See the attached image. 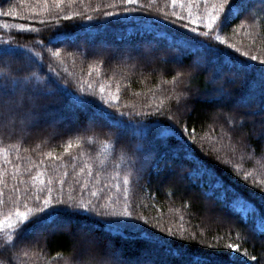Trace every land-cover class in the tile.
Segmentation results:
<instances>
[{
	"label": "trees",
	"instance_id": "16d2710c",
	"mask_svg": "<svg viewBox=\"0 0 264 264\" xmlns=\"http://www.w3.org/2000/svg\"><path fill=\"white\" fill-rule=\"evenodd\" d=\"M232 3L221 44L171 0H0V73L17 81L0 76V219L48 187L64 202L0 260L264 264V0Z\"/></svg>",
	"mask_w": 264,
	"mask_h": 264
},
{
	"label": "snow or ice",
	"instance_id": "6c2138e0",
	"mask_svg": "<svg viewBox=\"0 0 264 264\" xmlns=\"http://www.w3.org/2000/svg\"><path fill=\"white\" fill-rule=\"evenodd\" d=\"M44 2L47 4L48 0H44ZM62 2L63 0H53V3L56 5V7H59ZM70 2H72V0H70ZM124 3L134 4L136 3V0H124ZM201 3L204 6V10H205L204 14H199L198 12L194 13L193 8L196 7L198 9ZM171 4L174 7L176 5H179L182 9L186 7L188 17L189 19H191L192 23L202 24L203 27L207 29V31H203L199 33L200 35L208 36L210 32L216 31L217 34L215 36V40H217L221 44L225 43V41L220 36L219 31L217 30H222L225 24L230 23L233 15L236 13L237 9L233 6L232 0H187L186 5H185V0H171ZM125 11H127L126 8H125ZM0 14L8 15L10 13H0ZM106 14L112 15V13H106ZM165 15L167 14L165 13ZM172 15L177 16L179 14L173 11ZM89 19H91V17H89ZM19 27L22 29L26 28L25 25H20ZM184 27L187 28L188 25L185 24ZM191 31L193 33H197L198 29L196 27H192ZM0 43H3L4 45H9L11 42L9 40L0 39ZM228 47H234V46L228 45ZM4 51L8 52L10 51V49L5 48ZM236 51H239V49H236ZM218 53H219V49H217L215 53H211V54L217 55ZM36 55H39V54H36ZM53 55H58V52L53 53ZM244 55H247V53H244ZM250 59L252 61H256L257 57L253 55L250 57ZM259 63L264 64V60H260ZM246 70H247L246 68L237 69L238 72H243ZM0 76H5L7 78H10L14 85L17 83L15 78L11 77L10 74L0 73ZM103 91L104 90L101 89V92ZM113 100H116V97H113ZM113 126L115 127L117 125H113ZM187 131H188L187 128H185V132ZM169 132L174 133L175 129L166 127L165 129L158 130L157 135L162 139H166L168 137ZM68 147L70 148L71 144H69ZM5 153H6V149L0 148V156H3ZM49 155H51V153H49ZM32 179H33L34 184L37 181L41 185L44 184V180L41 178V174L39 173ZM245 179H247V174L245 175ZM50 183L51 181H49V184ZM128 183H129V180H128V177L126 176L124 179V184L128 185ZM39 190L43 191L44 189L41 188ZM47 191H48V196L43 199L42 204H40V206L37 207L35 210L29 208L26 212H21L19 208H17L15 217H13L11 213H9L3 219H0V232H3L5 236L7 237V241L3 244L2 247H0V254H2V252L4 250H7L9 247L15 248L16 241L13 239V237L19 235L23 231V229L32 222L33 219L37 221L41 220L42 219L41 214L46 213V212L48 213V215H52L57 205L64 204L62 200H56V201L53 200L51 196V193H52L51 187H48ZM125 191H127V189H125ZM2 195L3 193L2 191H0V197H2ZM91 195L95 197L97 193L93 192ZM69 199H71V197ZM237 202L239 203V198H237ZM3 203H4L3 199H0V205H2ZM240 206L243 211L245 212L249 211L246 204L241 203ZM67 207H69L71 210L70 205H68ZM79 208L83 210H89V205L82 202L79 205ZM50 209H52L53 211H49ZM106 214L107 213H105V215ZM0 215H2V213H0ZM111 215L119 216L126 220H130L132 218V213L129 212L127 209H125V211H123L122 213L113 212L111 213ZM117 226L119 227L121 225L117 224ZM122 226L126 228H132V229H135L137 227L135 224H125ZM229 247L231 248L233 254L239 250L237 245H230ZM112 255H115V253H112ZM252 259L255 260L256 257H252ZM12 261H13L12 256H9L6 258V260H0V264H12ZM196 264H201V262L197 261Z\"/></svg>",
	"mask_w": 264,
	"mask_h": 264
},
{
	"label": "rangeland",
	"instance_id": "374dc122",
	"mask_svg": "<svg viewBox=\"0 0 264 264\" xmlns=\"http://www.w3.org/2000/svg\"><path fill=\"white\" fill-rule=\"evenodd\" d=\"M196 95H197V94H196ZM219 117H220V118H222V119H226L225 115H221V114H220V115H219ZM40 128H41V127H40ZM242 134H243V135H246V132H242ZM205 207H206V209H210V208H209V207H207L206 205H205ZM210 211H211V210H210ZM211 213L213 214V212H212V211H211ZM214 213H216V215L218 214V216H219V215H220V216H222V215H221V213H219V212H216V211H215ZM87 248H88V245H87ZM90 248H91V244H90ZM78 256H80V257H81V256H82V254H81V253H79V255H78ZM91 259H94V258H91ZM94 263H96V262H95V260H94ZM99 263H100V261H98V263H96V264H99Z\"/></svg>",
	"mask_w": 264,
	"mask_h": 264
},
{
	"label": "bare ground",
	"instance_id": "6f19581e",
	"mask_svg": "<svg viewBox=\"0 0 264 264\" xmlns=\"http://www.w3.org/2000/svg\"><path fill=\"white\" fill-rule=\"evenodd\" d=\"M216 92V89L213 91V93H215Z\"/></svg>",
	"mask_w": 264,
	"mask_h": 264
}]
</instances>
